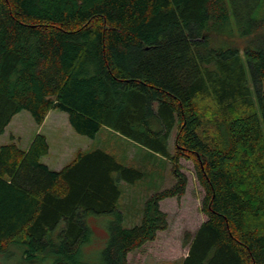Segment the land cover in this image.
<instances>
[{"label": "trees", "instance_id": "1", "mask_svg": "<svg viewBox=\"0 0 264 264\" xmlns=\"http://www.w3.org/2000/svg\"><path fill=\"white\" fill-rule=\"evenodd\" d=\"M263 15L258 14L259 9ZM264 26V0H0V135L18 112L51 109L94 138L104 126L171 164L174 183L123 225L118 182L142 172L101 148L62 168L46 136L0 145V252L49 264H129L167 228L159 202L180 198L190 160L206 219L184 232L179 264H264V36L242 52L216 45ZM173 133L174 152L168 149ZM111 216L97 260L83 253L91 216Z\"/></svg>", "mask_w": 264, "mask_h": 264}, {"label": "rangeland", "instance_id": "2", "mask_svg": "<svg viewBox=\"0 0 264 264\" xmlns=\"http://www.w3.org/2000/svg\"><path fill=\"white\" fill-rule=\"evenodd\" d=\"M258 14L263 15L261 8ZM258 34L264 36V26L260 31L248 36H239L227 26L213 35V41L216 45H230L242 52V49L254 39H261ZM10 133L14 134V141L21 148H25L35 134H44L49 150L41 160L53 170H58L69 163L78 151L101 148L112 153L120 163L142 172V177L134 183L118 182L121 190L119 210L123 215V225L126 227L140 222L144 203L152 194L169 188L174 183L171 164L166 158L135 146L104 126L94 138L77 134L69 125L66 113L56 109L49 110L39 125L27 111L22 110L13 118L6 133L0 136V144L8 140ZM168 149L174 152L173 133L168 140ZM179 168L187 177L184 194L178 199L166 198L158 204L159 209L166 214L167 228L158 231L155 240L146 242L130 253L129 264H179L187 254V247L182 244L184 232L194 233L206 219L201 211L204 191L195 176L193 163L180 159ZM89 219L92 235L90 242L84 246L83 253L92 255V258L97 260L98 255L94 254L105 243L107 224L112 217L91 216ZM50 261L51 258H40L27 262L23 259L22 249L16 246H10L4 253L0 252V264H49Z\"/></svg>", "mask_w": 264, "mask_h": 264}, {"label": "crops", "instance_id": "3", "mask_svg": "<svg viewBox=\"0 0 264 264\" xmlns=\"http://www.w3.org/2000/svg\"><path fill=\"white\" fill-rule=\"evenodd\" d=\"M20 112H21V111H20ZM20 112H18L17 114H15V115L13 116V118H14L15 116L19 115ZM13 118H12V120H13ZM12 120H11L10 123L6 126L4 133L1 134L0 136L4 135V134L6 133L7 127L11 124ZM10 136H14V134H13V133H12V134L10 133V134L8 135V137H7L8 140L5 141V142H3L2 144L7 143V142L9 141V137H10ZM14 137H15V136H14ZM32 138H33V137H32ZM32 138H31V141H32ZM31 141L29 142V144L31 143ZM29 144H28L25 148H22V149H27V147L29 146ZM0 145H1V144H0ZM19 146H20V145H19Z\"/></svg>", "mask_w": 264, "mask_h": 264}]
</instances>
